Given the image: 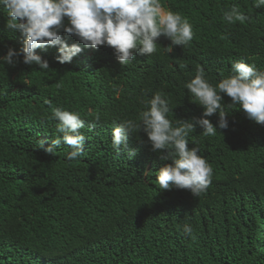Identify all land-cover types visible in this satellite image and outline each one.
<instances>
[{
	"label": "trees",
	"instance_id": "obj_1",
	"mask_svg": "<svg viewBox=\"0 0 264 264\" xmlns=\"http://www.w3.org/2000/svg\"><path fill=\"white\" fill-rule=\"evenodd\" d=\"M162 4L187 18L194 33L171 53L160 43L155 53L137 52L120 65L111 46L81 44L71 62L60 63L52 59L58 46H45L36 52L48 70L22 56L0 65V264H264V124L229 107L230 97L221 94L227 128L213 114L215 136H203L196 125L188 137V147H198L213 169L212 184L199 197L159 187L155 171L166 162L142 131L129 136V148L137 149L131 159L111 148L115 123L137 116L145 93L169 98L173 122L195 124L202 106L184 84L198 66L212 84L229 74L233 61L264 70V8H254L253 0ZM233 5L251 20L224 21L221 9ZM6 21L0 11V55L9 46L20 49L24 39ZM60 35L80 43L63 29ZM53 107L85 119L84 157L68 161L63 141L55 155L35 146L36 140L51 144ZM225 178L224 190L219 180Z\"/></svg>",
	"mask_w": 264,
	"mask_h": 264
},
{
	"label": "clouds",
	"instance_id": "obj_2",
	"mask_svg": "<svg viewBox=\"0 0 264 264\" xmlns=\"http://www.w3.org/2000/svg\"><path fill=\"white\" fill-rule=\"evenodd\" d=\"M253 7L264 8V0H253ZM0 11L7 15L6 27L19 31L24 37L20 49L9 46L6 53L0 55V65H14L16 58L22 56L23 63L48 70V61L42 59L36 49L58 46V55L52 59L65 63L82 51L81 44L93 49L111 46L119 64L127 65L137 52L151 55L161 43V48L171 53L189 44L194 36L188 19L165 8L162 0H0ZM221 11L223 20L229 24L251 20L235 5ZM61 29L74 35L80 43H66L60 35ZM184 88L191 93V99L202 106V114L195 118V124L180 119L173 122L169 119L172 108L169 98L160 91L150 97L145 93L139 100L142 108L137 116L115 123L111 148L118 154L125 152L131 159L137 149L129 148V136H138L142 131L151 151L166 162L155 171L154 180L159 187L173 191L174 187L186 189L191 192L189 197H199L212 184L213 169L207 159L198 154V147H188L189 134L199 125L203 136H215L217 127L208 119L213 114L218 115L219 128L228 127L222 93L231 98L229 107L238 105L248 119L264 124V70L243 60L233 61L229 74L212 84L206 79L204 68L198 66ZM45 103L50 104V101ZM87 115L97 122L101 119L98 111L89 110ZM49 119L57 122L51 144L36 140L35 146L55 155L56 146L63 141L68 145L69 150L64 153L68 161L84 157L86 136L81 129L86 127V121L81 114L53 107ZM226 179L219 180L224 190ZM183 231L191 235L192 226L185 224Z\"/></svg>",
	"mask_w": 264,
	"mask_h": 264
}]
</instances>
